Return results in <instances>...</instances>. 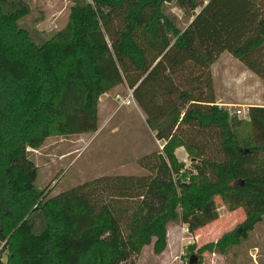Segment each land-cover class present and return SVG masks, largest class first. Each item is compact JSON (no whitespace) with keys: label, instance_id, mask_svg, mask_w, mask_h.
I'll return each mask as SVG.
<instances>
[{"label":"trees","instance_id":"16d2710c","mask_svg":"<svg viewBox=\"0 0 264 264\" xmlns=\"http://www.w3.org/2000/svg\"><path fill=\"white\" fill-rule=\"evenodd\" d=\"M168 3L189 18L184 26ZM17 4L0 0L3 264H133L146 244L163 250L169 221L192 231L216 218L215 195L244 217L204 248L225 253L245 238L264 217V105H248L240 135L242 119L214 102L208 66L226 50L264 78L258 0H72L65 24L40 42L18 25ZM121 81L163 140L138 158L147 173L100 174L52 194L36 188L28 149L94 130L99 94ZM192 130L215 136V155H203ZM176 145L197 157L190 168Z\"/></svg>","mask_w":264,"mask_h":264},{"label":"rangeland","instance_id":"374dc122","mask_svg":"<svg viewBox=\"0 0 264 264\" xmlns=\"http://www.w3.org/2000/svg\"><path fill=\"white\" fill-rule=\"evenodd\" d=\"M71 1L16 0L17 9L21 11L17 23L28 31L33 41L40 42L65 24ZM258 3L264 15V0ZM166 5L176 24L184 26L189 18L182 8L173 3ZM208 68L214 102L242 119L239 134L246 135L249 132L248 105H264V78L248 70L226 50L221 51ZM129 89L125 81H121L99 94L94 130L50 135L37 148L28 149V156L37 166L36 188L52 194L100 174L147 173L138 158L161 150L163 140L156 138L146 125L145 115L133 98L124 104L116 96L124 98ZM190 134L192 139L204 141V156L215 155V136L194 130ZM173 152L182 168H190L197 160L183 145H176ZM214 204L217 217L192 231L183 222L169 221L163 250L154 253L151 245L146 244L132 257L133 264H187L191 254L194 261L190 264H264V217L225 253L204 248L206 242L215 241L223 232L235 228L244 217L241 206L228 208L217 195ZM4 261L5 252L0 249V264Z\"/></svg>","mask_w":264,"mask_h":264},{"label":"built area","instance_id":"2783aa9c","mask_svg":"<svg viewBox=\"0 0 264 264\" xmlns=\"http://www.w3.org/2000/svg\"><path fill=\"white\" fill-rule=\"evenodd\" d=\"M117 97L121 98V103H124V104H128L131 100H132V96H131V92H130V89H129V92L128 94L123 98V97H120L118 94L116 95ZM237 111H239V109H237Z\"/></svg>","mask_w":264,"mask_h":264},{"label":"water","instance_id":"95a60500","mask_svg":"<svg viewBox=\"0 0 264 264\" xmlns=\"http://www.w3.org/2000/svg\"><path fill=\"white\" fill-rule=\"evenodd\" d=\"M192 261H194V256L191 254L189 256V259H188V263L187 264H190Z\"/></svg>","mask_w":264,"mask_h":264},{"label":"crops","instance_id":"0c3cea01","mask_svg":"<svg viewBox=\"0 0 264 264\" xmlns=\"http://www.w3.org/2000/svg\"><path fill=\"white\" fill-rule=\"evenodd\" d=\"M249 70V69H248Z\"/></svg>","mask_w":264,"mask_h":264}]
</instances>
